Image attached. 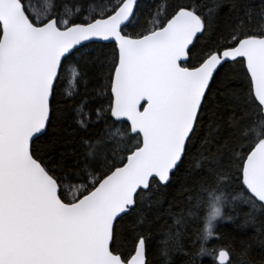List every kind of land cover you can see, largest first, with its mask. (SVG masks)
<instances>
[{
  "label": "snow or ice",
  "instance_id": "1",
  "mask_svg": "<svg viewBox=\"0 0 264 264\" xmlns=\"http://www.w3.org/2000/svg\"><path fill=\"white\" fill-rule=\"evenodd\" d=\"M228 222L264 247V0H0V264H233Z\"/></svg>",
  "mask_w": 264,
  "mask_h": 264
},
{
  "label": "trees",
  "instance_id": "2",
  "mask_svg": "<svg viewBox=\"0 0 264 264\" xmlns=\"http://www.w3.org/2000/svg\"><path fill=\"white\" fill-rule=\"evenodd\" d=\"M147 2H151V0H147ZM199 2L211 6L213 0H199ZM230 2V0H228ZM73 67V65L68 64L65 66V71L61 77V88L60 92L64 96L65 99H68V85H69V69ZM79 90L83 91L82 86L79 82L75 84L74 93ZM73 93V94H74ZM69 102H71L69 100ZM197 149L194 148L193 152ZM74 189L73 193L74 194ZM171 199V197H169ZM165 208L168 207L167 203L164 205ZM240 222H243V218L241 217ZM171 223V221H169ZM166 227L163 220H161L154 228L151 233V241L153 246L157 241L161 239V230ZM197 230L196 226H193L189 235H192ZM217 238L211 241L212 246H215L217 250L224 248L231 253V259L233 260V264H264V247H261L258 242L253 238L252 229H237L234 223H221L218 224L217 229ZM128 247H131L130 243Z\"/></svg>",
  "mask_w": 264,
  "mask_h": 264
},
{
  "label": "rangeland",
  "instance_id": "3",
  "mask_svg": "<svg viewBox=\"0 0 264 264\" xmlns=\"http://www.w3.org/2000/svg\"><path fill=\"white\" fill-rule=\"evenodd\" d=\"M46 0H33L34 7H37L40 11H43ZM73 79V67L69 69V85H68V94L74 93L75 85L71 83Z\"/></svg>",
  "mask_w": 264,
  "mask_h": 264
}]
</instances>
